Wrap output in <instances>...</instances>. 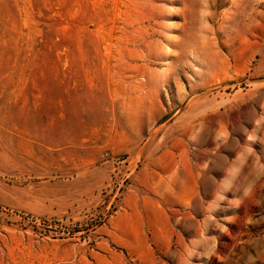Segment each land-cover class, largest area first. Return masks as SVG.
<instances>
[{"label": "rangeland", "instance_id": "1", "mask_svg": "<svg viewBox=\"0 0 264 264\" xmlns=\"http://www.w3.org/2000/svg\"><path fill=\"white\" fill-rule=\"evenodd\" d=\"M0 264H264V0H0Z\"/></svg>", "mask_w": 264, "mask_h": 264}]
</instances>
